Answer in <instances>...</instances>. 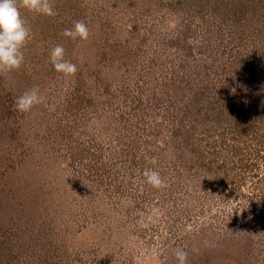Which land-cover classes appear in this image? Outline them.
<instances>
[{
  "label": "rangeland",
  "instance_id": "1",
  "mask_svg": "<svg viewBox=\"0 0 264 264\" xmlns=\"http://www.w3.org/2000/svg\"><path fill=\"white\" fill-rule=\"evenodd\" d=\"M52 4L0 76V264H264V0Z\"/></svg>",
  "mask_w": 264,
  "mask_h": 264
},
{
  "label": "clouds",
  "instance_id": "2",
  "mask_svg": "<svg viewBox=\"0 0 264 264\" xmlns=\"http://www.w3.org/2000/svg\"><path fill=\"white\" fill-rule=\"evenodd\" d=\"M21 10L45 17L56 15L52 0H0V76L18 71L25 62L23 49L31 30ZM61 35L72 41L83 42L88 40L90 31L84 21H76L71 28L64 29ZM48 59L54 71L64 78L73 77L78 71L76 64L65 59V49L61 44L51 49ZM42 102L40 89L34 86L16 98L14 110L21 114L28 113ZM142 175L146 184L154 189L168 186L157 170L145 169ZM174 255L177 264H188V253L183 248H177Z\"/></svg>",
  "mask_w": 264,
  "mask_h": 264
}]
</instances>
